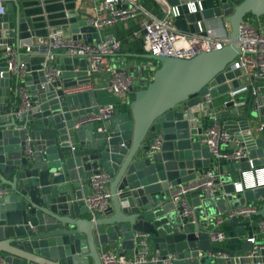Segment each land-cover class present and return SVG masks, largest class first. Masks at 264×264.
Here are the masks:
<instances>
[{"label":"water","instance_id":"obj_1","mask_svg":"<svg viewBox=\"0 0 264 264\" xmlns=\"http://www.w3.org/2000/svg\"><path fill=\"white\" fill-rule=\"evenodd\" d=\"M187 1L157 0L165 11ZM26 2L9 0L0 14V43L15 50L13 70L8 56L0 55V262L102 264L103 245H118V254H139L135 233L141 232L147 235L148 259L137 264H165L168 254L174 255L171 264H264V245L258 241L261 248L248 257L252 242L230 250L214 244L208 228L227 211L257 206L264 194V186L248 187L244 178L238 182L232 176L250 167L249 159L254 165L264 161V127H258L260 119L264 123V96L257 103L249 95L240 115L231 102L221 109L202 103L208 91L215 97L238 85L234 77L240 70H229L228 64L240 52L239 28L245 20L264 19V0H221L176 18L174 25L183 33L198 31L204 20L222 18L229 24L225 45L189 58L143 53L151 60L150 80L130 90L128 110L104 122L103 131L93 122L73 128L99 105L94 90L64 91L91 81L87 58L51 46L48 27L53 25L36 24L23 11ZM63 15L69 17L63 24L72 39L100 41L87 20L71 12ZM208 110L244 143L248 159L224 165L217 178L221 193H186L185 215L183 204L171 198L173 187L216 162L199 140L215 121ZM156 134L161 140L151 149ZM99 171L109 175L110 204L93 216L84 197L91 175ZM254 213L264 218V204ZM242 219L234 216L228 222L236 226Z\"/></svg>","mask_w":264,"mask_h":264},{"label":"built area","instance_id":"obj_2","mask_svg":"<svg viewBox=\"0 0 264 264\" xmlns=\"http://www.w3.org/2000/svg\"><path fill=\"white\" fill-rule=\"evenodd\" d=\"M9 0H0V14L4 13V3ZM221 1V0H217ZM182 5V6H181ZM171 6L165 16H156L147 11L141 4L140 0H101V14L88 17L87 23L92 24L99 31L101 28L115 25L119 22H126L136 16H141L139 27L132 32V35L141 38L142 44L149 54L163 57L189 58L202 51H210L221 49L227 40L229 31L228 22L224 21L222 33H217L213 28L198 23V31L194 33H183L179 31L174 20L180 17L186 11L196 12L204 7L201 0H189L185 3ZM48 37L52 39L51 46L64 47L63 50L73 55L85 56L89 64L86 74L91 72H104L108 74L106 88L113 96L119 100L126 101L129 98L128 93L132 88H139L138 70H126L122 67H116L110 61L109 55L114 54L120 48V40L115 37L106 38L99 42H86L83 39H72L67 34L64 25H54L48 29ZM237 44L240 52L236 58L228 64L229 70L239 69L240 74L234 78L238 80L237 86H231L224 93L226 98L217 109L224 108L231 102V109L236 114H243L247 104V96H253V101L259 102L264 96V29L260 26L251 25L248 20L242 22L239 28ZM3 53L8 56L9 69L14 67V53L12 46L0 43ZM78 67V66H77ZM74 67V71H78L79 67ZM59 71L56 72V74ZM232 79H226L227 83ZM93 86L90 82L77 83L64 88L66 94L78 93L92 90ZM211 87H208L210 90ZM23 105H27V94L22 92ZM213 96L208 91L203 95V104L207 106L213 103ZM214 104V103H213ZM264 105V103H260ZM118 113L117 103L109 101L98 105L97 110L81 116L74 122L73 128L78 129L82 124L93 122L98 131H103V123L113 118ZM208 114L212 118H216L213 111L208 110ZM259 129L264 127L261 123ZM161 140V136L156 134L150 143V148L157 147ZM199 140L206 145L213 153L215 164L211 168L206 169L195 179L180 183L173 187L171 198L175 203L183 204V214L189 213L186 205L185 194L192 190L201 189L208 196L213 197L218 193L217 178L220 175L218 167V159L228 162H240L248 159V150L244 143L236 138L233 133L229 132L222 124L215 121L202 130ZM74 148V145H71ZM250 168L254 165L249 159ZM262 169V168H260ZM257 169V170H260ZM264 169V168H263ZM245 173V171H244ZM264 177V173H263ZM109 175L105 171H99L90 177V191L84 197V200L93 216L103 214L110 204V191L108 187ZM264 178L257 181L252 187L264 186ZM251 187V186H250ZM0 193L2 190L0 189ZM262 204H264V194L261 196ZM257 210L256 205L250 204L240 206L237 209L227 211L215 218L216 227L209 230V238L214 243L222 242L226 238V232L219 228L222 224L234 216L249 217ZM264 227V222L260 223ZM135 238L140 247V253L128 256L126 254H118L114 251L101 248L99 252L102 264H137L145 262L148 259L147 235L145 233H135ZM248 240L253 243L252 248L247 252L248 257L255 255L261 245L256 244V237L250 236ZM174 258L173 254H168L164 260L165 264H171ZM0 264H2L0 262Z\"/></svg>","mask_w":264,"mask_h":264},{"label":"crops","instance_id":"obj_3","mask_svg":"<svg viewBox=\"0 0 264 264\" xmlns=\"http://www.w3.org/2000/svg\"><path fill=\"white\" fill-rule=\"evenodd\" d=\"M27 1L25 3L23 11L39 24L44 22L47 25H64V20L69 17H65L63 14L65 12H71L78 20H87L88 17L96 16L101 14L100 10L101 0H23ZM142 6L152 14L156 16H165L167 12L159 5L157 0H140ZM203 7H210L217 4V0H201ZM181 5V4H180ZM182 6V5H181ZM141 16H136L126 22H119L112 26H107L101 28L98 31L100 40L106 38L115 37L120 40V49L121 51L115 52L112 55H109L110 61L116 67H122L126 70L133 69V67L138 70V85L141 86L145 81L150 80L151 78V60L148 58L142 57L143 53H148L145 50L141 38L132 35V32L139 27ZM62 21V22H61ZM251 22H256L257 26L261 29H264V19L261 17L260 21L254 20ZM67 23V22H64ZM224 20L222 18L214 17L209 20H204L201 24L207 25L213 28L217 33H222L223 31ZM51 27V26H49ZM48 27V28H49ZM70 29L67 31V34L70 35ZM37 40V39H36ZM92 42H96L93 40ZM3 54V50L0 48V55ZM77 67V66H76ZM78 68V67H77ZM141 68H144V71H141ZM91 81L90 84L93 86V89L96 92L97 102L99 104L106 103L109 101H114L117 104H125L126 101L123 99L119 100L111 94L110 91L106 88V82L108 79V74L104 72H91ZM247 96V101L248 97ZM220 106V105H219ZM218 107V106H216ZM121 112V111H118ZM263 123V120L258 121V125ZM229 163L228 161H222L218 163L220 172H225L224 165ZM215 164V163H214ZM254 165V164H253ZM262 168V169H260ZM264 161L259 162V164L254 165L252 168L248 167L245 169H240L236 174H232L234 179L238 182L241 178L246 180L248 187H252L257 181L262 180L264 173ZM208 168H203L199 171L200 175L203 171ZM260 169V170H257ZM245 171V173H244ZM197 175V176H198ZM236 176V178H235ZM218 192H222L221 185L218 184ZM240 190V189H238ZM262 204L261 198L259 203L256 206L257 210L260 209ZM264 222V218L260 214L253 213L249 217H245L240 221L236 222V226H233L230 222H226L219 226L226 232V238L222 242L214 243L221 247L229 248L230 250H239L243 243L248 240V237L255 236L256 240L263 246L264 241V227L260 223ZM215 223L209 224L208 228L212 229L216 227ZM242 226V227H240ZM236 227H240L238 230ZM102 248L119 252L120 247L118 245H103ZM128 256H133L132 251H127L125 253ZM90 262V261H89ZM237 264V263H235Z\"/></svg>","mask_w":264,"mask_h":264},{"label":"rangeland","instance_id":"obj_4","mask_svg":"<svg viewBox=\"0 0 264 264\" xmlns=\"http://www.w3.org/2000/svg\"><path fill=\"white\" fill-rule=\"evenodd\" d=\"M249 22L251 23V25L257 27V23L256 22H251V21H249ZM226 96H227L226 94H218L217 96H215L213 98L214 105L215 106L221 105L223 100L226 98Z\"/></svg>","mask_w":264,"mask_h":264},{"label":"trees","instance_id":"obj_5","mask_svg":"<svg viewBox=\"0 0 264 264\" xmlns=\"http://www.w3.org/2000/svg\"><path fill=\"white\" fill-rule=\"evenodd\" d=\"M148 81H145V83H147ZM117 107H118V111H126V110H128V104L127 103H125V104H117Z\"/></svg>","mask_w":264,"mask_h":264},{"label":"clouds","instance_id":"obj_6","mask_svg":"<svg viewBox=\"0 0 264 264\" xmlns=\"http://www.w3.org/2000/svg\"><path fill=\"white\" fill-rule=\"evenodd\" d=\"M262 182H264V181H262Z\"/></svg>","mask_w":264,"mask_h":264}]
</instances>
